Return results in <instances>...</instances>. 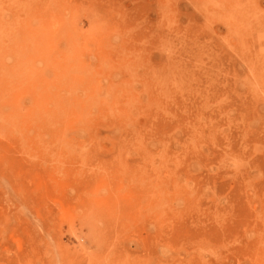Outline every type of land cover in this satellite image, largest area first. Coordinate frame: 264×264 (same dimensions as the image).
<instances>
[{
    "label": "rangeland",
    "instance_id": "obj_1",
    "mask_svg": "<svg viewBox=\"0 0 264 264\" xmlns=\"http://www.w3.org/2000/svg\"><path fill=\"white\" fill-rule=\"evenodd\" d=\"M0 264H264V0H0Z\"/></svg>",
    "mask_w": 264,
    "mask_h": 264
}]
</instances>
